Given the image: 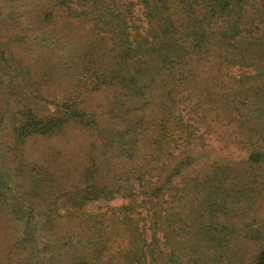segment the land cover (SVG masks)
I'll list each match as a JSON object with an SVG mask.
<instances>
[{"label": "trees", "instance_id": "1", "mask_svg": "<svg viewBox=\"0 0 264 264\" xmlns=\"http://www.w3.org/2000/svg\"><path fill=\"white\" fill-rule=\"evenodd\" d=\"M56 2L110 36V61L93 46L77 69L93 88L116 90L125 121L101 129L65 101L51 116L30 106L16 117L1 105L0 136L7 130L12 144L0 137V209L15 234L7 264H264V221L231 223L254 207L264 169V0ZM3 61L0 50L4 70ZM236 66L253 72L234 75ZM152 106L158 116L147 121ZM67 124L99 140L74 183L22 152ZM207 134L247 142L244 164L193 174ZM118 196L126 201L98 204Z\"/></svg>", "mask_w": 264, "mask_h": 264}, {"label": "rangeland", "instance_id": "2", "mask_svg": "<svg viewBox=\"0 0 264 264\" xmlns=\"http://www.w3.org/2000/svg\"><path fill=\"white\" fill-rule=\"evenodd\" d=\"M121 2L136 0H118ZM135 14L142 16V7L135 6ZM220 26V22L213 27ZM264 33V24L261 26ZM96 46L95 58L109 62L114 53L113 43L106 32L97 31L94 23L81 18H73L56 0H0V50H3L7 62L0 68V110H12V115L19 116V110L34 108L38 114L51 116L58 113L56 104L72 102L81 106L93 118L101 129L114 122L125 121L124 109L115 89L104 84L100 89L93 88L91 78L78 72L82 54L86 49ZM5 63V65H4ZM91 67L94 66V63ZM234 75L252 73L249 68H230ZM156 96L155 98H157ZM9 109V110H10ZM17 114V115H15ZM130 115V114H129ZM5 122H11L10 115L4 113ZM158 116L157 108L152 106L146 116L147 121ZM204 131V127L200 128ZM98 133L74 124H67L65 129L48 137L37 136L26 141L22 146L23 156L38 159L46 165L52 164L55 171L66 177L65 182H77L85 165L93 154V145H98ZM216 134H207L206 145L199 146L197 155L201 156L194 164L193 174L205 173L213 162L229 163L242 166L248 156V143L236 141L225 135L223 139ZM1 142L7 147V130L1 134ZM12 155V152L9 155ZM96 154V152H95ZM9 156V166L16 164ZM250 194L255 198L254 207L246 217L231 218L236 228L253 220L264 221V169H258V179ZM120 196L110 201H100L99 205L117 206L125 202ZM15 234L8 227V222L0 209V262H6L12 253ZM4 259V260H1Z\"/></svg>", "mask_w": 264, "mask_h": 264}]
</instances>
